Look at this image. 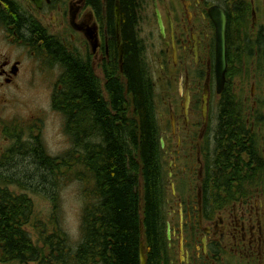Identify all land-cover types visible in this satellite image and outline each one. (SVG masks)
<instances>
[{"label":"flooded vegetation","instance_id":"flooded-vegetation-1","mask_svg":"<svg viewBox=\"0 0 264 264\" xmlns=\"http://www.w3.org/2000/svg\"><path fill=\"white\" fill-rule=\"evenodd\" d=\"M116 4L121 23L120 4L115 0L114 30ZM156 10L164 35L159 31ZM107 11V0H99L97 7L92 0H0V42L5 49L19 52L9 58L0 49V136L8 140L22 133V128H11L14 124L3 115V101L19 77L20 54L40 55L38 38L42 34L38 27L46 38L59 39L101 73L110 52ZM217 11L226 18L227 68L220 91L216 83ZM138 15L142 30H146L141 39L150 71L162 82L164 98L158 125L159 144L163 141L161 194L168 263L264 264V184L259 175H254L252 184L237 188L221 181L217 129L228 71L232 72V90L242 82L247 84L242 102L251 112L264 104V98L253 94L264 77V0H146ZM24 23L37 27L28 30ZM120 23L114 41L117 54ZM136 29L139 31L138 24ZM154 85L156 94V81ZM35 126L29 128L28 141L38 135ZM1 156L8 158L4 152ZM167 223L170 238L166 236ZM29 230L34 234V229ZM0 264L14 262L0 260Z\"/></svg>","mask_w":264,"mask_h":264},{"label":"trees","instance_id":"trees-1","mask_svg":"<svg viewBox=\"0 0 264 264\" xmlns=\"http://www.w3.org/2000/svg\"><path fill=\"white\" fill-rule=\"evenodd\" d=\"M98 1L92 0L96 7ZM114 1L107 0L110 52L107 62L101 65V73H97L90 60L72 53L59 39L46 38L38 27V33L42 34L38 38V53L46 65L61 69L51 104L64 118V131L72 148L63 157H51L39 132L25 145L30 146L27 152L37 169L54 175L72 171L68 175L85 188L82 240L72 251L57 223L52 222L50 230L44 225L38 229L32 219L31 199L10 191L8 185L14 178L2 171L0 238L4 247L0 249V260L3 263L139 264L143 240L146 264H169L161 194L165 173L155 85L144 41L136 29L141 20L138 11L146 0H118L120 62L114 45ZM22 25L28 30L37 27L34 23ZM231 76L228 71L218 117L222 159L218 176L229 188L252 184L254 175H259L264 184V120L259 121L264 115V104L251 112L242 102L247 84L242 80L234 91L229 86ZM51 201L54 219L58 212L56 195ZM29 229L35 230L38 236L35 241Z\"/></svg>","mask_w":264,"mask_h":264},{"label":"rangeland","instance_id":"rangeland-1","mask_svg":"<svg viewBox=\"0 0 264 264\" xmlns=\"http://www.w3.org/2000/svg\"><path fill=\"white\" fill-rule=\"evenodd\" d=\"M143 26L140 21L139 34L142 37H144L143 31L146 32L145 28L142 30ZM5 47L0 42L1 52L9 58L19 55L18 51L8 50ZM20 58L21 71L19 77L15 79L14 88L5 94L9 98L3 101L6 105L2 113L10 118L11 124H14L11 128L23 130L21 134L15 135L19 136L18 139L8 137L6 140L0 136V174L4 171L13 176L14 181L8 185L10 191L25 194L31 199L32 219L38 224V229L44 225L50 230L52 224L57 223L67 236L68 248L73 251L82 240L81 215L86 201L85 188L68 175V172L72 173V171H68L65 175H54L46 170H39V167L37 169L27 152L30 146L25 145L29 138V128L36 124L35 127L48 155L63 157L72 148L71 140L64 131V118L60 112L53 109L51 104L53 85L61 69L57 65L49 67L39 55L35 58L29 54L26 56L20 54ZM151 74L156 81L155 100L158 119V113L162 111L161 102L164 100L162 82L157 79V73L151 72ZM257 84L259 86L253 88V94L257 98H264V77ZM2 152L8 155L7 159L1 156ZM53 195H56L58 203V212L54 219L51 215ZM35 233L32 234V241L37 238Z\"/></svg>","mask_w":264,"mask_h":264},{"label":"water","instance_id":"water-1","mask_svg":"<svg viewBox=\"0 0 264 264\" xmlns=\"http://www.w3.org/2000/svg\"><path fill=\"white\" fill-rule=\"evenodd\" d=\"M157 15V22L159 26V31L161 35H164V27L162 24V20L158 10H156ZM214 22L216 25V36H217V52H216V83H217V90H221L224 86L225 82V73H226V18L223 12L217 11L215 13ZM120 23V15H119V6L116 4L115 6V27L116 33H118ZM94 47V45H93ZM119 51V60H121L122 50L121 47L118 49ZM203 113L206 110V103L204 100L203 103ZM161 146H163V141L160 140ZM166 236L170 238V227L167 223L166 228ZM139 264H146V256H145V246L143 240L140 242L139 246Z\"/></svg>","mask_w":264,"mask_h":264},{"label":"bare ground","instance_id":"bare-ground-1","mask_svg":"<svg viewBox=\"0 0 264 264\" xmlns=\"http://www.w3.org/2000/svg\"><path fill=\"white\" fill-rule=\"evenodd\" d=\"M75 54V53H74ZM146 71V70H145ZM12 134V133H11ZM78 154V153H77ZM141 227V226H140ZM142 235V234H141Z\"/></svg>","mask_w":264,"mask_h":264}]
</instances>
